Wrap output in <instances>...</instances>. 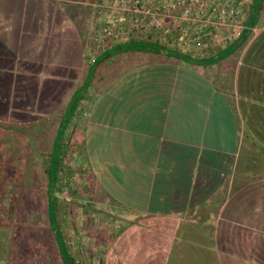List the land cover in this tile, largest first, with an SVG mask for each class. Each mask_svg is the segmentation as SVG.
<instances>
[{"label":"crops","instance_id":"1","mask_svg":"<svg viewBox=\"0 0 264 264\" xmlns=\"http://www.w3.org/2000/svg\"><path fill=\"white\" fill-rule=\"evenodd\" d=\"M88 5L0 0V126L64 110L104 49ZM238 37L187 50H216L215 62L129 53L97 65L76 123L119 264H264V7L229 52Z\"/></svg>","mask_w":264,"mask_h":264},{"label":"rangeland","instance_id":"2","mask_svg":"<svg viewBox=\"0 0 264 264\" xmlns=\"http://www.w3.org/2000/svg\"><path fill=\"white\" fill-rule=\"evenodd\" d=\"M86 1L89 8H96L97 22L107 11H110V16L119 15L120 11H115L112 7L113 0ZM216 2L223 7L226 0ZM160 3L162 0L155 1L153 7ZM100 4L104 6L101 7ZM206 4H209L208 0ZM159 15L155 17L160 20V27L148 23L145 30L141 31L143 35H147V32L155 33L162 41H165L167 35H172L173 39L176 33L178 36L177 21H172L171 17L161 19L162 15ZM243 16L242 9L236 19L241 21ZM145 20L148 21L147 18ZM59 121L58 116H53L49 120L27 126H0V264H62L61 241L65 242L67 250L75 256L77 264H91L93 260L97 261L96 264H119L109 245L113 234L106 231L114 223L115 213L106 209L107 202L103 193L99 199L100 204L103 202L101 206L91 193L75 191L64 194L57 191V201L62 200L61 203L64 204V209L58 211L63 214L60 216L63 219L59 218L60 224L58 223L61 237L57 231L49 228L45 208L46 178L43 171L48 153H55L52 152V146ZM70 130L71 128L67 129L64 140L69 139ZM66 161L69 167L76 165L73 177L69 179L70 186L83 189L90 176L87 168L78 167L86 162L83 153L69 154ZM92 190L98 192L96 186ZM106 251L112 259L104 258L103 253ZM120 255L122 256V252ZM100 257L104 261H100Z\"/></svg>","mask_w":264,"mask_h":264},{"label":"trees","instance_id":"3","mask_svg":"<svg viewBox=\"0 0 264 264\" xmlns=\"http://www.w3.org/2000/svg\"><path fill=\"white\" fill-rule=\"evenodd\" d=\"M263 1L264 0L245 1L242 9L245 13L247 6H249V17L247 20L248 23H246V25L250 28L242 30L235 45L228 48L229 52L236 51L247 41V38L251 33V28L256 25L258 21L260 10L263 7ZM157 37V34H153L150 32H147V35L144 36L141 30L134 28L133 31L128 35L127 39L123 42H120L117 39L101 38L100 44L103 45L104 49H100L99 52L101 53L98 55V57L93 58V61L91 60L93 65L89 68L85 78L74 91L72 97L70 98L62 113L58 115V117L60 118V124H58L59 128L55 134V138L53 139L54 143L52 146V152L55 153H48V161L46 162L43 173L46 178L44 186L46 197L45 208L48 218L47 222L49 224V228L53 231H57L60 237L62 233L58 225L60 224L59 220L63 219L62 217L60 218V216L63 214H59L58 211L64 209V204L62 205V200H60V202L57 201L59 199L56 197V192L59 191L67 194L79 191L81 193L84 192L87 194L91 193V195L94 194V192H92V188L93 186H95V179L91 175L87 177V183L83 187V189L80 190L74 185L70 186L69 179L73 177L76 165L73 167H69L66 160L69 157V154H75L76 152L82 153V133L77 128L76 122L80 120V115L83 113V111H85L87 105L90 104L91 100H93L91 89L95 86V70L97 68V65H101L108 60H112V58L115 56L129 53L138 55L147 54L157 57L160 60L176 59L178 61H183L185 63L191 64H203L208 62H215L221 59V55L216 50L213 52H210L212 50L209 49H205L204 51L191 50L186 53L181 52V50L176 49L172 44V42L177 37V33L176 36H174V39L172 38V35H167V37H165V41H162ZM68 128H71L70 133L68 134L69 139L64 140V136L66 135V131ZM85 163L86 162H84V164H80L78 167H80V169H88L89 167H87V164ZM61 242V246L63 248L62 252L60 253L62 264H77L75 263V256L67 250V245L65 244V242Z\"/></svg>","mask_w":264,"mask_h":264},{"label":"built area","instance_id":"4","mask_svg":"<svg viewBox=\"0 0 264 264\" xmlns=\"http://www.w3.org/2000/svg\"><path fill=\"white\" fill-rule=\"evenodd\" d=\"M155 1L113 0L112 7L120 11L119 17L110 16V11H107L108 15L105 13L99 19V34L94 37L95 42H100L101 38L123 42L134 28L145 30L148 23L158 28L161 24L155 16L160 12L161 19L171 17L172 21L179 24V35L173 42L176 49L184 52L191 48H204L210 42H229L238 37L243 28L241 21L236 18L242 12L246 0H226L223 7L216 0H208V5L207 0H162V3L153 7ZM99 6L103 7L104 4Z\"/></svg>","mask_w":264,"mask_h":264}]
</instances>
